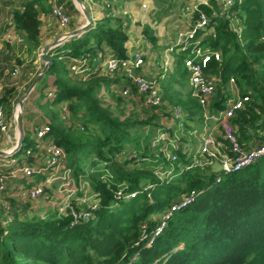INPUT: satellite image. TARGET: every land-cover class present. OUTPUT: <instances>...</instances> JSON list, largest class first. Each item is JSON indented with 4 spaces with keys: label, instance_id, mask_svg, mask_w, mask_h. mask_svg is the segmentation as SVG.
<instances>
[{
    "label": "trees",
    "instance_id": "obj_1",
    "mask_svg": "<svg viewBox=\"0 0 264 264\" xmlns=\"http://www.w3.org/2000/svg\"><path fill=\"white\" fill-rule=\"evenodd\" d=\"M34 4V1L26 2L22 11L13 13L15 30L23 33L22 39L30 52L40 45L39 11ZM218 7L216 0L199 4V10L209 16L207 29H213L214 36L199 30L189 41L193 45L199 38L198 46L220 51V61L211 59L207 63L208 73L220 75L224 80L234 75L239 86H250L251 100L233 119L241 141L250 138L247 129L264 126V0H233L229 7ZM197 18L198 12H195L193 19ZM232 19L237 20L240 30L231 27ZM143 34L155 42L149 27L143 28ZM84 37L49 51L53 61L45 74L54 77L53 96L47 98L44 93L41 105L59 104L65 123L45 117L50 129L46 136L50 135L64 149V165L72 171L75 182H86L96 194L97 208L88 220L79 219L73 224L70 208L63 215L52 210L43 217L18 212L14 215L9 211L13 217L0 229V264H264V156L239 171L222 174L217 182L213 172L207 175L198 168L179 171L183 155L177 152L178 159L173 161L177 173L170 179L160 180L154 168L170 166L160 145H151L161 117L143 105V112L129 114L123 108L124 103L121 105L126 99L119 94L115 114L98 97L102 86L114 82L99 71L105 56L101 47H109L119 58L127 56V33L122 21L107 15L86 31ZM187 52L181 51L180 58H176L177 67L180 63L183 65ZM85 54L89 55V77L83 80L69 74L66 60ZM124 81L115 85L117 92H114L118 93L121 86L131 85L128 80ZM159 88L164 104L179 105L185 116L191 117L190 106L184 109L182 101L174 100L183 97L180 91L171 92L169 86ZM3 102L9 100L3 96L0 104ZM4 106L5 113L10 115L11 107L6 110ZM196 107L200 111L196 118L199 120L201 107L197 102ZM76 120L83 123L78 124ZM74 121L75 128L83 133L76 134L79 132L73 128ZM139 138L147 139V144L140 147L143 150L138 152L129 146L125 153V144ZM26 139L34 148H30L34 154L28 157L30 163L39 148L33 135L26 131L21 147ZM131 151L141 159L127 160ZM81 154H93L89 164L80 162ZM86 166L89 176H82ZM141 183L151 184L153 188L140 191ZM120 185L126 191L138 192L128 200L117 199ZM193 190L201 192L187 207L173 213L159 235L147 245L148 237L142 239V232L150 233L158 223L151 216L165 210L180 194ZM81 194L77 192L76 196ZM7 202L10 210L11 200ZM71 206L76 212L82 207L76 202ZM134 255L136 259L132 260Z\"/></svg>",
    "mask_w": 264,
    "mask_h": 264
},
{
    "label": "built area",
    "instance_id": "obj_2",
    "mask_svg": "<svg viewBox=\"0 0 264 264\" xmlns=\"http://www.w3.org/2000/svg\"><path fill=\"white\" fill-rule=\"evenodd\" d=\"M3 1L11 0H0V24L5 21L2 15L4 11L2 7ZM169 1L176 3L188 2V13L192 17L195 12H198V18L195 20L193 19L191 29L186 33L178 34L175 44L180 47V51H188L187 56L183 59V67L188 75L190 95L196 99L201 107L202 121L199 125L200 130L193 129L190 132L193 139L190 140L189 143L181 141L176 134L172 135L167 131H161L158 136L151 139V145L153 147L160 145V151L164 158L170 162L169 167L171 168H169V171H174L173 161L178 159L177 152H180L183 155V161L178 166L180 171L198 168L207 175L208 172H213L214 179L218 182L222 174L239 171L264 156V139L253 145H243L239 141L238 125L233 122V119L237 115V112L243 110L246 104L251 100V91L242 92L234 75H230L227 80H224L220 75L208 73L205 70L207 63L211 59L220 61V51L198 46L197 43H199V38L196 39L193 45L189 41L199 30H205V33L214 36L213 29H207L209 16L203 13L202 10H199V4H208V0ZM216 1L221 5V8L229 7L233 3V0ZM141 6L143 8L146 7L144 3H142ZM51 14L62 27L66 26L69 22V17L65 13L63 4L53 5ZM170 50H172V48H170ZM100 57H102V55H100L99 58ZM88 62V54L79 57H68L66 66L69 74L73 77L82 78L83 80L87 79L89 77ZM144 64V53L140 49H135L124 58H119L113 54L106 56L100 61L99 71L101 75L108 77H114L115 75L123 76L124 79L130 82L133 88L131 89V85L121 86L118 94L126 100L139 99L143 106L149 108L151 111L157 112L165 106V104L157 80L153 77L146 76L142 72H138L139 69L141 71ZM160 66L164 73L170 71V66L166 61ZM161 77L163 78V76ZM45 93L47 98L53 96L52 89L45 91ZM216 96L219 98L218 108L216 107V109H213L211 108V103H213L212 101ZM17 106L18 105H16L15 110L12 111V116L6 118L5 106L0 104V135L6 140L11 139L10 129L16 124L18 114ZM169 110L172 119L181 124L185 116L181 107L179 105H171ZM79 128L82 129V127ZM217 129L222 133V139H218L217 136H215V130ZM49 130V125L43 123L39 127H35L32 132L36 141V146L42 152V162L35 165L29 163L28 157L34 156L29 148L25 151V162L18 166L13 163L12 165L15 168L10 170L9 176L14 177L15 172L19 171L25 183L30 184L27 188L21 187L24 198L32 204L29 207L30 210L33 209L38 201L52 202L54 206H56V202H58L55 208L58 214L63 215L66 209L70 208L71 214L74 217L72 224L79 219L88 220L93 216V211L97 208V196L88 187L86 182H75L72 171L64 165V149L57 145L52 139H45ZM16 143L17 142H15L13 148L16 147ZM18 150L16 152H18ZM131 155L130 159L135 158L136 161L138 160L139 156L136 153H131ZM214 161H217L221 167L217 172L210 171L209 169ZM160 169L161 167L157 165L154 168V173L160 180H163L161 179ZM164 169L167 168L165 167ZM37 175H41L42 180H35ZM6 178V175L0 173V191L5 189ZM165 179L166 178H164V180ZM51 183H55V194L58 193L62 196L58 199L59 201L54 196V191L52 193L47 191ZM81 185L84 186V190H81ZM149 186L152 185L145 186L144 183H141L139 189L140 191L146 190L145 188ZM82 191V196H76L77 192ZM88 191L90 193L85 196ZM137 192L138 191H126L125 186L120 185L116 191V198L128 200L135 197ZM200 192L201 191L193 190L189 193H182L174 198L169 206L160 212L155 229L150 233L142 232V239L148 237L147 245H150L153 239L159 235L173 213L187 207L194 201ZM84 197L88 204L80 201V199L84 201ZM72 202L82 205L78 212L73 210L71 206ZM2 207L5 211L9 210L7 201L3 202ZM10 220L11 217L8 216L6 220L1 221L0 229H4ZM5 233L6 230H4V234ZM135 259L136 255L133 256L132 260Z\"/></svg>",
    "mask_w": 264,
    "mask_h": 264
},
{
    "label": "crops",
    "instance_id": "obj_3",
    "mask_svg": "<svg viewBox=\"0 0 264 264\" xmlns=\"http://www.w3.org/2000/svg\"><path fill=\"white\" fill-rule=\"evenodd\" d=\"M29 1H34V6L38 9V19L40 21L39 25V39L40 45L36 50L29 51L25 42L22 39V34L15 30L14 22H13V13L15 11H22L24 4ZM88 7L90 11V15L93 21V25L100 19L106 17L107 15H113L115 17L120 18L123 23V27L127 33V40L125 41L126 53L129 54L133 52L135 49H140L145 56V64L142 67L141 71L139 69L138 72L144 73L146 76L153 77L159 83L161 81L160 78L163 76V79L167 75L164 73L161 64L166 61L170 66V71L174 73V70L177 67L176 58L177 55L174 54L178 45H176V39L178 34L186 33L191 29L193 17L188 13L189 3L182 2L176 3L169 0H81ZM144 3L146 7H142L141 4ZM55 4H63L65 7V13L69 17V22L66 26L62 27L59 25L57 19L51 14V8ZM108 4V5H107ZM219 4V3H217ZM79 3L75 0H11V1H3L2 7L3 11V19L5 22L13 25L14 30L16 31L20 41L18 45H22L18 47L15 51V57L21 56L23 60L26 58L24 62L28 63V65H33L32 68L38 69L43 66V62L41 61L39 54L41 51V47L44 44L51 42L54 37L62 34L78 29L83 24H85L86 20L84 18L81 9L79 8ZM221 5H219L220 7ZM82 7V6H81ZM221 8V7H220ZM219 8V9H220ZM173 9V12L170 15L165 16L161 19V21L157 20V16L160 12L164 10ZM147 26L152 30V34L154 35L155 42H150L147 40L143 34V28ZM233 29L237 30L239 27L231 26ZM85 36V32L79 35L69 37L63 43H70L73 39H82ZM93 41H91L92 43ZM62 43V44H63ZM60 44L59 46H61ZM172 48V50H170ZM105 56L113 54L112 50L103 45L101 47ZM69 50V47L66 49ZM64 50V51H66ZM181 53V51H180ZM179 53V54H180ZM49 54V53H48ZM159 55V56H158ZM14 56V55H13ZM12 69V68H11ZM35 71V70H34ZM33 71V72H34ZM47 71V70H46ZM167 72V71H166ZM171 72V73H172ZM13 75L12 71L8 69H4V74ZM46 73V72H45ZM30 74V73H29ZM100 74V73H99ZM115 75L111 77L114 79V82L110 83L107 86H102L100 88V93L103 98H106L112 92L115 93V85L117 83L124 84L125 81L123 77H119ZM33 75L29 76V80H31ZM11 79L0 78V98L5 96L7 100L13 103L12 100L16 98L19 94H21L20 90H24V85H16V82L10 81ZM54 80L53 75L44 74L40 81L36 84V86L29 92V94L24 99V105H26V110L22 114L23 128L25 131L31 136L33 129L35 127H39L41 124L47 122L43 112L39 109L40 105L43 104L44 95L46 90H49L53 87L52 82ZM160 80V81H159ZM25 81L22 82L24 84ZM12 86H15L12 88ZM8 87V88H5ZM160 87V85H159ZM8 89V90H6ZM9 91V92H7ZM117 92V91H116ZM23 93V92H22ZM119 96L118 93L115 94ZM107 99V98H106ZM132 101L139 102L140 109L142 104L139 99H131ZM211 103V108L216 109L217 104L219 103V98L216 96ZM11 104H9L11 106ZM9 105H6V110H9ZM172 104H165L161 109L157 112L151 111L152 114H156L161 117V119L165 118V125L160 119V128H158L156 135L158 136L161 131H167L168 133L174 135L172 132L174 128V121L170 114V106ZM11 114H6L7 118L12 116ZM163 115V116H162ZM179 124V123H177ZM182 126V124H179ZM11 139L6 140L2 135H0V173L6 175V186L3 191H0V220L4 221V218L10 216L11 218L18 212L20 215H38L43 217L48 212L55 210L58 202H56V206L52 205V202H43L38 201L32 210H30V206L32 205L29 201H27L23 196V191H21V187L27 188L30 184H25L24 178L21 177L20 172L16 171L15 176H9L10 170L15 168L10 164L9 158H5L7 154H9L11 148L18 140V131L17 126L15 124L14 127L10 129ZM246 134L250 136L249 139H242L240 142L243 145H253L257 144L259 141L264 139V126L260 128H250L246 130ZM215 136L218 139H222V133L220 130H215ZM240 137V136H239ZM241 138V137H240ZM183 142L189 143L190 140H182ZM42 152L39 150L36 151L35 157L31 159V164L35 165L37 163L42 162ZM25 161L22 162V164ZM19 162H16L15 165H22ZM210 171L211 168H210ZM210 175V172H208ZM35 180H42L41 175H37ZM55 183H51L47 190L52 193L54 191V196L58 200L62 196L58 193L55 194ZM10 198V199H9ZM8 200L16 201L15 206L11 207L10 210L5 211L2 207L3 202ZM18 202L21 205H18ZM8 203V202H7ZM29 203V205H28ZM23 204V205H22ZM27 206V208H26ZM11 211V213H9Z\"/></svg>",
    "mask_w": 264,
    "mask_h": 264
},
{
    "label": "rangeland",
    "instance_id": "obj_4",
    "mask_svg": "<svg viewBox=\"0 0 264 264\" xmlns=\"http://www.w3.org/2000/svg\"><path fill=\"white\" fill-rule=\"evenodd\" d=\"M97 1L99 2V1H103V0H97ZM220 7H218V8H220ZM80 9H82V8H80ZM173 12H175V10H173V9L164 10L163 12H160L158 14L157 20L161 21L162 18H164L167 15L172 14ZM236 23H237V20L232 19L230 24H231V26L233 25L236 28V26H237ZM236 29L240 30V28L239 29L236 28ZM18 38H19V36L17 35L16 31L14 30L13 25H11L10 23H7L5 21H4V23L0 24V78H4V79L8 78V79H11L10 81H12L14 83L16 82V85H24V89H25V92H26V90L29 87V85L31 84L32 80L34 79L36 74L42 69L43 66L41 68L34 69V68H32L33 65L31 66V65H28V63L24 62L26 60V58L23 60V58L21 59V56L15 57L16 56L15 55V53H16L15 51L18 49V47L22 46V45H18L20 43V41L17 40ZM85 38L86 37H84L81 40V43L85 40ZM180 50H181L180 47H177L176 50H175L174 54L177 55V58H180V56H179ZM105 57L106 56H104V58ZM43 65H44V62H43ZM178 65L179 66L174 70V73L172 71H168V72H166L167 75L165 76L164 79L160 78L161 81L159 80L160 81L159 85L161 87H165V86L168 87L169 86V88H170L169 90L171 92L180 91L183 97H180L179 99L178 98L176 99V97H175L174 100L176 102L178 100L182 101L184 103L183 104L184 105V109L186 108L187 105L190 106L191 110L190 109H188V110L192 111L191 113H189V115H191V117L190 116L186 117L187 116L186 115L184 117L185 121L182 123V126L177 124L178 122L177 123L174 122V126H173L174 128L172 129V132L175 133L176 136L179 139L188 140V139H193L192 135H190V132L193 129L200 130L199 125L201 124V118L199 120L196 119L197 115L198 114L200 115V111L196 107V102H197L196 99L194 97H192L191 95H190L191 97L189 95H186L187 92L190 93V86L188 85V75H187V73L186 74L184 73L185 69H184L183 65L181 63L178 64ZM4 69L10 70V72L12 71L13 75H10L9 73L5 75L4 74ZM31 75H33V77H32L31 80H29V76H31ZM176 79H178L180 81V83ZM23 81H25L24 84H22ZM14 87L15 86H12V88H14ZM239 87H240V90L242 92H244L246 90L247 91L251 90L250 86L246 85V84H242ZM5 88H8V87H5ZM6 90H8V89H6ZM7 92H9V91H7ZM20 92H21V94H19L16 98H14V100H12L13 101L12 104H11L10 101L8 103H4L3 102L2 104H4V105L11 104V106L9 105V107H11V109H13V111H14L16 105H18V102H19L20 98L25 93L24 90H20ZM115 94H116V92L115 93L112 92L111 94H109L106 97L107 99L103 98L99 94H98V97H99L101 103L103 104V106L109 107V109L112 110V112L114 111L115 114H116V113H118V110H114V106L116 105V101H117V99L119 97L116 96ZM122 103H124L123 108H127V111L129 112V114L131 112L137 113V112L140 111V113H141V112L144 111V109H140L139 108V106H140L139 102H135V101H132L130 99H127V100L121 101V105H122ZM39 109L43 112L44 116L46 118H48L50 121H52V122H54V121H58L59 122L60 121V123L62 125L65 123V120H64V118L62 117V114H61L62 110H61V108H59V104L58 103L41 105ZM25 110H26V105H24V102H23V108L21 110L22 111L21 113L23 114ZM122 117H123V114H122L121 118ZM192 117H193V119H191ZM68 119H69V121H72L71 117L68 118ZM161 120H162L163 124L165 125V118H163ZM76 121L78 122V124H82L83 123L82 120H76ZM73 123H74L73 124L74 125L73 128H75V121ZM65 125H68V124H65ZM76 132H79V133H76V134L83 133L79 129ZM51 138L52 137H50V135L45 137V139H51ZM146 141H147V139L140 140V138H139V141H138V139H136V141H133L132 143H126L125 144L126 149H125L124 152L125 153L128 152V147L129 146H130L129 147L130 149H131V147H134L133 149H135L136 151L139 152L142 149V148L140 149V147H142V145L144 143L147 144ZM130 142H131V140H130ZM14 145H13V147H14ZM13 147L11 148L9 154H7L5 156V158H7V159L9 158V161H10L11 165L13 163H16V162H19L20 164H22V162H23V160H24V158L26 156L25 149L27 147L34 149L33 148V144H31V142L28 139H26L24 141L22 147L20 148V150L18 152H16L15 148H13ZM131 153H133V152L131 151ZM131 153H130L129 157L126 156L127 160H129V158L132 156ZM92 155L93 154H89V155L81 154L80 156H82V157L79 158L80 162L83 165H86L87 163L89 164ZM155 158H156V156H155ZM119 159L122 160L123 157L119 156ZM70 162H71V158L68 156L67 163L70 164ZM133 162L134 161H132L131 163H133ZM75 166H77V165L73 164V167H75ZM159 166L161 167V169H160L161 170L160 173H161V177H162L161 179H164V178L170 179L172 175L177 173V171H169V168H171V167H168L169 165L166 166L167 169H164L165 168L164 165H159ZM163 170H165V171H163ZM87 171H88V166H86L85 172L82 174V176H89V173H87ZM156 171H157V169H156ZM203 173H205V172H203ZM200 175L202 176V174H200ZM147 185H150V184H145V186H147ZM150 188H153V187L149 186V187H146L145 189L148 190ZM81 190H84V186L83 185H81ZM89 191L87 192V194L85 196H87L90 193ZM81 193H83V191ZM81 196H82V194H81ZM83 199H84V201L81 200V199H80V201L82 203L88 204L85 201V197ZM16 203H17L16 201H12L11 200V207L15 206ZM18 205H21V204L18 202ZM28 205H29V203H28ZM26 208H27V206H26ZM159 214H160V212L156 213V214H153L151 216V219H156L158 221Z\"/></svg>",
    "mask_w": 264,
    "mask_h": 264
},
{
    "label": "water",
    "instance_id": "obj_5",
    "mask_svg": "<svg viewBox=\"0 0 264 264\" xmlns=\"http://www.w3.org/2000/svg\"><path fill=\"white\" fill-rule=\"evenodd\" d=\"M75 1L78 2L80 5H82L81 12L83 13L86 22H85V24H83L78 29H75V30L67 32V33H62V34L54 37V39L51 42H49L47 44H44L41 47V51H40L39 57L44 62V65H43L42 69L36 74V76L34 77V79L31 82V84L27 88L26 92L24 93V95L20 98V100L18 102V106H19V108H21V110L23 108V101H24L25 97L36 86V84L43 77V75L45 74L47 68L50 66V64L53 61V55L48 54L49 51H51L52 49H55L56 47H58L68 37H73V36H76V35H79L81 33H84L86 31H88L93 25V21H92V18H91V15H90V11H89L88 7L81 0H75ZM21 112L22 111H20L17 114V118H16V126H17V131H18V140H17L16 147H15L16 151L20 148V146H21V144L23 142V137H24V128H23V121H22V113ZM210 168L214 172H217L218 170L221 169L220 164L217 161H214L211 164Z\"/></svg>",
    "mask_w": 264,
    "mask_h": 264
},
{
    "label": "bare ground",
    "instance_id": "obj_6",
    "mask_svg": "<svg viewBox=\"0 0 264 264\" xmlns=\"http://www.w3.org/2000/svg\"><path fill=\"white\" fill-rule=\"evenodd\" d=\"M81 6L79 5L80 8H82ZM20 111H21V108H19V106H17V113H19Z\"/></svg>",
    "mask_w": 264,
    "mask_h": 264
}]
</instances>
